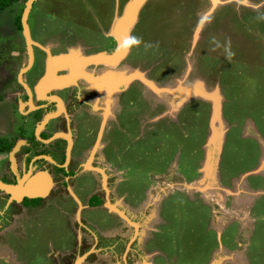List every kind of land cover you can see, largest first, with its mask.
I'll return each instance as SVG.
<instances>
[{
	"label": "rangeland",
	"instance_id": "1",
	"mask_svg": "<svg viewBox=\"0 0 264 264\" xmlns=\"http://www.w3.org/2000/svg\"><path fill=\"white\" fill-rule=\"evenodd\" d=\"M26 2L17 0L0 12V98L17 85V76L22 82L25 77L18 72L28 61L27 46L15 16H21ZM131 2L34 0L27 19L32 58L41 53L38 47L52 49V56L112 51L117 45L115 27H124L121 21ZM94 29L99 43L91 38ZM126 34L153 47L146 50L142 43L115 64L81 67L87 73L102 68L99 76L105 81L135 73L140 77L111 89L104 81L101 90L107 91L108 100L99 104H109L112 95L118 101L115 129L102 141L112 140L109 153L121 164L98 161L101 166L95 167L107 177L106 202L115 204L129 221L123 245L112 252L108 240L95 241L98 235L112 236L123 218L105 213L100 206L86 208L80 219L85 228L76 222L74 201L66 190L62 205L53 208L59 203L54 187L47 204L44 201L26 218L17 206L11 208L0 199V259L12 264L22 253L54 264L52 252L63 249L62 254L73 255L72 261L91 251L83 264H92L94 251L102 247L114 264H264V0H143ZM139 53L142 57L130 62ZM146 82L161 90L150 89ZM199 84L218 90L227 128L218 138V169L208 179L204 165L212 147L206 151L205 145L212 102L193 95ZM1 105L0 116L8 111L4 102ZM11 125L7 131H15V123ZM8 126L3 114L0 130ZM107 130L106 126L105 134ZM0 136L9 140L3 133ZM98 142L96 138L94 149ZM3 157L0 173L8 169L6 153ZM76 190L82 191L78 186ZM121 195L126 204L118 201ZM11 220V228L1 232ZM150 233L149 243L144 241L149 259L134 256L138 242ZM94 262H101L100 257Z\"/></svg>",
	"mask_w": 264,
	"mask_h": 264
},
{
	"label": "flooded vegetation",
	"instance_id": "2",
	"mask_svg": "<svg viewBox=\"0 0 264 264\" xmlns=\"http://www.w3.org/2000/svg\"><path fill=\"white\" fill-rule=\"evenodd\" d=\"M94 30H96L93 34L94 37L91 36L93 39H95V37H99V34H96L97 29ZM101 39H103V37ZM94 42L99 43V40L97 41L95 39ZM61 44L63 45V42H61ZM36 49L41 53L35 52L33 54L30 66L21 73V76L23 74L25 76L23 82L19 81V77L16 75L17 85L11 87L9 90L10 92H8V89H6V91H4L5 93H2V97L0 98V103L4 102L6 105V110H8L3 114H6L7 116L10 115L11 117H13L15 113L17 114V116L15 115L16 117H13V124L15 123V133L12 138L14 139L12 141L11 147L5 150L8 160V169L4 171V175L0 177V180L9 182L12 185H17L18 181L21 180L25 174L28 176V171L30 169H32V173L35 171L34 167L36 164L41 167L45 165L49 172L55 174L54 176H56V180L58 179V181H55L54 185L49 190L50 195L52 193L59 194L56 199L59 201V203L56 205H62L61 195L63 194V191L66 190V193L72 197L68 190L69 184H71L70 186H72L74 193H76L74 189L77 186L86 193L91 192L88 198H86L87 200H85L87 208L107 204V198L104 197L105 190L103 188L106 184H108L107 177L105 176L104 178L105 173H103L99 168H96L97 166L101 165H98V153L96 151L93 152V146L95 138L100 131L103 117L112 120L111 122H107L105 127H111V125L114 127L113 121L115 122L116 117L115 104L118 101L112 95L110 96L111 101H108L109 104L100 106L99 104L101 102L105 101L106 99L108 100L107 91L104 89L101 90L103 84L101 87L95 86L96 84L90 82V80L88 81L87 79L78 76L79 72L73 70L75 69L73 66L75 64L71 65L70 62L66 63L64 65L65 67L63 66L64 68L57 72V75L65 76V84L63 83L62 87L55 89L52 88L47 91L44 88V90L41 92H37L36 85L40 77H43L45 73H47V58L52 56L51 52L53 53V51L50 48L40 49L38 47ZM142 55V53H139L136 56L137 58L134 57V59H131L130 62L135 63L136 59L141 58ZM81 57L82 56L74 53L73 59L77 61L76 59ZM86 67H84V69ZM96 71L97 72L95 73L89 72L91 77L95 78V80L97 78L100 79V76L98 75L101 73L100 71L103 70L102 68L98 67ZM89 73L84 74L88 75ZM74 76L77 77L75 78V81L72 82V78ZM43 85L45 84H41L40 86L43 87ZM133 86L134 84L129 85L131 88ZM105 87H109L110 89L114 88L110 83H108ZM132 91H134V88ZM10 94L11 96H9ZM0 107L2 108V105ZM124 114H126V112H124ZM47 115L52 116H50L48 120L46 119V121L42 124V128L38 129L41 121ZM77 126L82 133H79L81 134V140L79 143L72 144L70 151L72 158H70L67 163L68 140L73 137L74 133H77ZM51 127H56V130L59 129L63 132H58L60 133H57L58 136L51 140H47L49 136L53 135V129H55H52ZM37 129L38 135H36ZM1 137L2 136H0V138ZM13 146L14 148L16 147L14 150V157L16 160L13 163V165H15V162L17 163L16 169L15 167H12L11 160L9 158V152L13 150ZM72 150L74 152H72ZM76 150L77 153L75 155ZM2 153H4V150H0V154ZM47 156H49L50 159H48ZM82 170L87 172L79 173ZM92 173L97 174L99 178L92 177ZM57 176L59 178H57ZM119 183L120 179L118 182L115 179V185H119ZM33 185H36V183ZM54 187L58 189V191H53ZM116 188L117 186L115 189ZM101 190L102 194H100ZM51 191L53 192L51 193ZM76 191L78 194H82V191ZM0 193V199H4L3 204H7L8 198L10 199L11 196L2 190H0ZM48 195L46 194L44 196L36 197L23 195L20 200L11 199V201L8 203V206L11 208L17 206V211L23 213V218H25L26 215H29L33 212L31 210L37 209L44 203V201H46L45 203L47 204ZM79 196L81 198L80 194ZM113 200L115 199H112L111 202H114ZM73 201L74 204H72V206L75 205V208H77L78 205L76 200L73 199ZM105 207L108 209V205ZM75 215L76 213H74V216ZM82 225L86 228L84 224ZM109 247L110 246H108V248ZM117 249H115L114 246V250L116 251ZM20 251L21 250H17V252ZM89 253L91 252L89 251L87 254ZM64 254L58 253L57 255L54 252L51 255L53 257L52 259L55 260L54 264H74V261H72L71 258L73 255L70 256L68 254ZM18 257L21 258L20 262L13 264L47 263H43V260L37 261L36 256H27L26 258L22 253H20ZM56 260L58 261L56 262Z\"/></svg>",
	"mask_w": 264,
	"mask_h": 264
},
{
	"label": "water",
	"instance_id": "3",
	"mask_svg": "<svg viewBox=\"0 0 264 264\" xmlns=\"http://www.w3.org/2000/svg\"><path fill=\"white\" fill-rule=\"evenodd\" d=\"M34 0H27L26 5L24 7V10L20 16V23H21V27H22V32L25 38V42H26V46H27V53H28V61H27V65L20 69L19 71V75H21V73L23 71H25L31 64L32 61V45L33 42L30 38L29 35V27H28V23H27V19H28V14L29 11L32 7V3ZM143 2V0H132L131 3H129L128 7H127V11H126V17L123 21H121V23H123L124 27H118V25H116L115 30H114V37L115 39H117V45L115 48V51L113 54L111 55H95L91 58H85V57H81L79 59H76L77 61H75L73 59L74 57V52L69 53V54H60L59 56L56 57H50L47 59V75H50L49 72L51 71V68H55V67H63L66 63H71V65L77 63L78 67H84V65L89 64V63H98V62H102V63H107V64H115V62L121 60L122 58L125 57L124 51L123 49H119L118 48V44L120 42H122L126 37H127V29H128V25H129V21L132 22L133 21V17L135 15V12L137 10V8L140 6V4ZM122 53V54H121ZM104 55V56H102ZM55 66V67H54ZM74 66V65H73ZM52 69V70H53ZM89 75V74H88ZM84 73H79L78 76H81L85 79H87L88 81L90 80V82H93L95 84H97V79L95 80V78H92L91 75L88 76ZM136 73L132 76H126V78H122V79H111L108 81V83H110L113 87L115 86V88L118 85H123L125 83H130L132 81L133 78L139 77L138 75H136ZM48 77V78H47ZM46 78H42L40 83L41 84H45L48 82L47 79H49V76H47ZM52 77V75H51ZM131 77V78H129ZM140 78V77H139ZM102 80V79H100ZM125 80V81H124ZM64 84H65V79H63ZM59 82L57 83L58 86ZM103 83L100 82V85H102ZM98 85V84H97ZM146 86L149 87L150 89H153L154 91H159L161 89H158L157 87L153 86L151 82H146ZM162 91H169L167 89H163ZM172 93H174L175 95H177V91L172 89ZM193 95L194 96H200L203 99L209 100L211 101V113H210V117H209V127H210V132L207 138V142H206V151L208 150L207 147L211 146L212 149H209V152L211 153L210 155L208 154L209 159L206 160L205 159V177L206 179H208V177H213V174L215 173L216 168L218 169V155L215 152H219L220 153V148H221V143H219V137H221L222 135H225V131H226V126L223 123V119L221 117V97L218 93V90L213 89L212 91H209L207 89H205L203 87L202 84L197 85V87H194L193 89ZM188 98V97H187ZM50 116L52 115H47L44 117V119L41 121L39 127L46 121V119H48ZM103 125V120L101 123V126ZM224 138V137H223ZM95 147V145H94ZM93 147V150H94ZM16 149V147L12 150V152ZM217 154V158L215 159V155ZM215 159V160H214ZM216 175V174H215ZM28 176L25 174L24 177L18 181L17 185H12L9 183H5L0 181V190L5 191L8 193V195H10V199H15V200H20L21 197L23 195L29 196V197H33V196H44L46 195V193H48L49 191V187L50 186V180L47 178L46 176L42 173L36 175V176H32L29 177L27 180ZM46 178L45 180L47 181L46 183H43L41 185H39L37 188V191H32L35 189L34 187V183H36L37 179H41V178ZM26 181V182H25ZM25 182V183H23ZM113 209V208H112ZM115 211H117L114 208ZM119 212V211H118ZM119 214L122 215L121 212H119Z\"/></svg>",
	"mask_w": 264,
	"mask_h": 264
},
{
	"label": "crops",
	"instance_id": "4",
	"mask_svg": "<svg viewBox=\"0 0 264 264\" xmlns=\"http://www.w3.org/2000/svg\"><path fill=\"white\" fill-rule=\"evenodd\" d=\"M66 22H68L67 20H66ZM101 34V33H100ZM106 34V33H105ZM113 34V33H112ZM114 36V35H113ZM114 39H115V37H114ZM115 48H116V46L114 47V49L112 50V51H110V49H97V50H92V49H90V50H88V52L87 53H84V52H82V57H85V58H91V57H93V56H95V55H101V54H103V53H105L104 55H111V54H113L114 53V51H115ZM89 51H91V52H89ZM73 53V52H72ZM91 53H93L92 55H91ZM104 55H102V56H104ZM51 58H52V56H50ZM54 57H56V56H54ZM48 59V58H47ZM123 59V58H122ZM91 64H94V63H91ZM100 64H104V63H102V62H98V63H96V66H98V65H100ZM55 67V66H54ZM65 67V66H64ZM64 67H61V68H59L58 66L57 67H55L54 69L53 68H51V71L49 72V74L50 75H47V73H48V71H47V73H45V75L43 76V77H40V79H39V81H38V83H37V85H36V91L37 92H41L42 90H44V88L46 89V91L47 90H50V89H52V88H59V87H62L63 86V83L64 82H62L63 81V79H65V76H62V75H57V72L58 71H60L61 69H63ZM85 67V66H84ZM74 68L75 69H73L74 71H76V72H81V73H87V72H84L82 69H79V67H78V65L76 64V65H74ZM53 69V70H52ZM51 75H52V77H51ZM90 75V74H89ZM47 76H49V79H47L48 80V84H46V85H43V87H41L40 85H41V83H40V81H41V79L42 78H46ZM99 76V75H98ZM77 76H74L73 78H72V82H74L75 81V78H76ZM48 78V77H47ZM100 78V77H99ZM71 80V79H70ZM97 80H99V81H97V84L95 85V86H99V87H101V85H100V82L102 83V82H104L105 80H100V79H98L97 78ZM59 82V84H58V86H57V83ZM105 82H107V81H105ZM110 82V81H109ZM41 87V88H40ZM54 115V114H53ZM1 116L3 117V115L1 114ZM0 116V117H1ZM48 120V119H47ZM112 120H110L109 118L107 119V118H104L103 117V125L100 127V131H99V133H98V135L96 136V138H98L99 139V141L100 142H98V146L94 149L97 153H98V158H99V160H100V162L102 163H104V162H106L107 164H112V165H119L120 166V164L121 163H115L114 162V159L113 158H111V154L109 153V150H112L111 149V147H110V143H111V139L109 138V137H107V139H106V141H102V139H103V137L104 136H106L107 135V132L110 130V129H115V126L113 127L112 125H111V127H107L108 128V130L106 131V134L104 133V130H105V125L107 124V122H111ZM13 122V117H11L10 115L8 116V124H9V126L8 127H6L3 131L4 132H2V129L0 130V133H3L4 134V137H8V138H12L13 137V135H14V130H10V131H7L6 129L7 128H12V125H11V123ZM101 123H102V121H101ZM113 124H115V122L113 121ZM39 128H42V125L39 127L38 126V129ZM52 128V127H51ZM53 128H55V129H53ZM52 129H53V135H51V136H49L48 137V139L47 140H51V139H53L54 137H56V136H58V134H60L61 132H63V131H60L59 129H57L56 130V127H53ZM38 129L36 130V135H38ZM58 132H60V133H58ZM58 133V134H57ZM79 133H81V131H80V129H79V127L77 126V133H74L73 134V137L71 138V139H69L68 140V148H67V163H68V161L70 160V158H72V155H71V153H70V151H71V146H72V144H74V143H79L80 142V140H81V134H79ZM60 136V135H59ZM2 138V137H1ZM95 138V139H96ZM9 141V143H11L12 144V140L11 139H9L8 140ZM7 142V141H6ZM21 142H22V140H21ZM94 147V146H93ZM13 149H14V146H13ZM79 150V149H78ZM72 152H74L73 150H72ZM6 153V151H4V153H2V154H0V158H4L3 156H4V154ZM10 153V156H9V158H10V160H11V165H12V167H15V169H16V166H17V163L15 162V165H13V163H14V161L16 160L15 159V157H14V151L12 152V150H11V152H9ZM76 153H77V150H76V152H75V155H76ZM105 153H107V154H105ZM99 154H101L100 155V157H99ZM43 156V155H42ZM47 158L48 159H50V157L49 156H47ZM98 160V161H99ZM118 162V161H117ZM34 172L32 173V169H30L29 171H28V177L26 178V180L29 178V177H34V176H36V175H38V174H40V173H42V174H44L45 176H46V178H47V175H48V178H49V180H50V186L52 187L53 185H54V183H55V181H58V179L56 180V176H54L55 174L54 173H51V172H49L48 171V169L46 168V166L44 165L43 167H41V166H38V164H36L35 165V167H34ZM103 173H104V171L102 170V169H100ZM117 170H119V169H117ZM85 172H87V171H85V170H82L81 172H79V173H85ZM2 173H4V171H1V173H0V175L2 174ZM31 175V176H30ZM92 177H95V178H97L98 176H97V174H95V173H92ZM1 177V176H0ZM57 178H59L58 176H57ZM104 178H105V176H104ZM117 180H119V179H117ZM0 181H2V180H0ZM2 182H4V181H2ZM47 181L42 177L41 179L39 178V179H37L36 180V185L38 186V185H41V184H43V183H46ZM5 183H9V182H5ZM24 183V182H23ZM10 184V183H9ZM51 187H49L50 189H51ZM68 188L70 189V187L68 186ZM36 189H38V188H36ZM49 189V190H50ZM91 193V192H90ZM90 193L89 194H87L86 192H82V194L83 195H85V196H89L90 195ZM47 195L49 194V191H48V193H46ZM69 194H71L72 195V198L74 199V200H76V203H77V208H74L75 210H74V213H76V215H75V219H76V222L78 223V224H80L81 226H82V223H81V221H80V219H81V216H83L84 215V213H85V211H87L86 210V204H83V205H81V202H80V198H78L77 197V194L76 193H74L73 192V190H69ZM80 194V193H79ZM87 194V195H86ZM120 194V193H119ZM50 195V194H49ZM48 195V196H49ZM48 198V197H47ZM81 199H82V195H81ZM84 199V198H83ZM82 199V200H83ZM117 199H119L118 201L120 202V203H122V204H126V203H124L123 202V199H124V197H123V195H121L120 197L118 196V198ZM11 201V199H9L8 198V201H7V204H5V205H9L8 203ZM84 201V203H86L85 202V199L83 200ZM116 203V202H115ZM120 203H116V204H118V206H119V204ZM107 204H103V205H99L100 207H103V209L105 210V213H107V214H112V215H115V216H117L118 218H123V212L122 211H120L121 213H122V215L121 214H119V210L118 211H115V210H113L112 208H109L108 207V209H107V207H105ZM112 205V204H111ZM58 205H55V207H53L54 209L57 207ZM99 206H96V207H99ZM114 206V208H115V204L113 205ZM79 207H81V210L78 212L77 211V209L79 208ZM84 208V209H83ZM38 209V208H37ZM37 209H34V210H37ZM110 209H112V210H110ZM0 210H1V208H0ZM25 211V210H24ZM76 211V212H75ZM14 213V212H13ZM24 215H25V213H24ZM32 215V213L31 214H29V215H26V217H30ZM25 217V218H26ZM84 217V216H83ZM82 217V218H83ZM82 220V219H81ZM122 220V219H121ZM83 222V221H82ZM14 223V221H10L9 222V224L8 225H6V226H4L3 227V229L1 230V232L2 231H5V230H7V229H9V228H11V226H12V224ZM88 224H90V223H88ZM121 224V225H120ZM127 224H129V221L127 220V219H125V218H123V221L120 223L119 222V224H118V226H116L115 225V227L113 228V230L110 232L111 233V235L112 236H106V235H104L103 234V238L100 236V235H98V237H95V241H97L98 243L101 241V240H108L109 242L107 243V244H109V243H112L113 244V246H115V249H117L118 247H120V246H122L123 245V240H124V238H126V231H127V228H129V226L127 225ZM154 229V228H153ZM157 231H158V229L157 228H155ZM148 231H151L152 232V230L149 228V229H147ZM109 233V234H110ZM79 234V233H78ZM81 235V234H80ZM150 235H151V233L150 234H148V236H144V240L142 239L141 240V243H140V241L138 242V247H137V250H136V254H134V256H138V257H141L142 259H143V256L144 255H146V256H148V259H149V255H147L148 254V250H146V248H145V240H146V242L149 240V238H150ZM79 237V236H78ZM148 237V238H147ZM147 238V239H146ZM81 239H82V236H80V241H81ZM100 239V240H99ZM147 243H149V241L147 242ZM102 248V247H101ZM101 248H98V249H96V251H94V254L95 253H97V255H96V257H100V259H101V262H97V263H95L94 262V259L96 258V257H93L94 259H93V262H92V264H109L110 262L112 263V264H114V262H113V258H112V256H111V254L110 253H106L107 251H105V248L103 249H101ZM112 248V247H111ZM127 248V247H126ZM117 250H119V248L117 249ZM61 251H63V249H61L60 251H59V253L60 254H62V252ZM102 251V252H101ZM104 251H105V253H104ZM115 250H114V248L112 249V252H114ZM55 252V254H57L58 255V253L56 252V251H53L52 253H54ZM89 252V251H88ZM91 252V251H90ZM93 252V251H92ZM101 252V253H100ZM158 251L156 250V251H153V252H150V253H157ZM68 254H69V252H67ZM152 254V255H153ZM26 258H27V256H29V255H26V254H23ZM44 255V254H43ZM56 255V256H57ZM65 255V254H64ZM88 256H89V254H87ZM82 256V258H76L75 260H74V264H83L84 262H87L88 260H89V258H88V256ZM113 255V254H112ZM70 256H72V255H70ZM16 257V256H15ZM44 257L46 258L47 256H46V254L44 255ZM78 257V256H77ZM18 258V259H17ZM88 258V259H87ZM20 257H16V259H14V261H13V263H17V262H20ZM3 260H5V259H0V264H3ZM80 260V261H79ZM122 260V259H121ZM58 261V260H57ZM12 263V264H13ZM117 263V262H116ZM144 262H142V264H143ZM150 264L152 263V262H149Z\"/></svg>",
	"mask_w": 264,
	"mask_h": 264
},
{
	"label": "clouds",
	"instance_id": "5",
	"mask_svg": "<svg viewBox=\"0 0 264 264\" xmlns=\"http://www.w3.org/2000/svg\"><path fill=\"white\" fill-rule=\"evenodd\" d=\"M142 43L146 50L153 47V45H151L150 43H144L141 38L128 36L118 44V48L123 49L126 52H130L133 47H139Z\"/></svg>",
	"mask_w": 264,
	"mask_h": 264
},
{
	"label": "trees",
	"instance_id": "6",
	"mask_svg": "<svg viewBox=\"0 0 264 264\" xmlns=\"http://www.w3.org/2000/svg\"><path fill=\"white\" fill-rule=\"evenodd\" d=\"M17 0H0V12H2L3 10L7 9L8 7H10L13 2H15ZM15 23H16V27L18 29H21V23H20V15H16L15 16ZM11 147V143L6 142V140H1L0 139V150H7Z\"/></svg>",
	"mask_w": 264,
	"mask_h": 264
},
{
	"label": "bare ground",
	"instance_id": "7",
	"mask_svg": "<svg viewBox=\"0 0 264 264\" xmlns=\"http://www.w3.org/2000/svg\"><path fill=\"white\" fill-rule=\"evenodd\" d=\"M112 28H113V26H112ZM124 51V50H123ZM122 54V53H121ZM124 54L126 55V51H124ZM73 69V68H72ZM74 75V74H73ZM136 75H138L139 76V73H136ZM70 77V76H69ZM68 77V78H69ZM129 78H131V77H129ZM48 84V83H47ZM46 85V84H45ZM49 85V84H48ZM41 88V87H40ZM43 175V174H42ZM46 179V178H45ZM39 186V185H38ZM37 185H34V187H35V189L33 190V191H37L38 189H36L37 187H38ZM107 205H108V207L109 208H113V206L112 205H110L109 203H107Z\"/></svg>",
	"mask_w": 264,
	"mask_h": 264
}]
</instances>
